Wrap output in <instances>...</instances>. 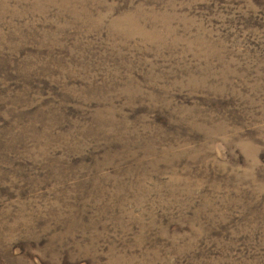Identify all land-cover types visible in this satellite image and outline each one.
Returning a JSON list of instances; mask_svg holds the SVG:
<instances>
[{"label": "rangeland", "instance_id": "374dc122", "mask_svg": "<svg viewBox=\"0 0 264 264\" xmlns=\"http://www.w3.org/2000/svg\"><path fill=\"white\" fill-rule=\"evenodd\" d=\"M0 264H264V0H0Z\"/></svg>", "mask_w": 264, "mask_h": 264}]
</instances>
